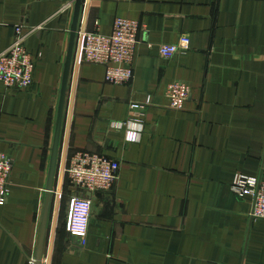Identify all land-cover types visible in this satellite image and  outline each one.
<instances>
[{"label": "crops", "instance_id": "obj_1", "mask_svg": "<svg viewBox=\"0 0 264 264\" xmlns=\"http://www.w3.org/2000/svg\"><path fill=\"white\" fill-rule=\"evenodd\" d=\"M83 3L76 51L86 33L111 35L118 18L143 30L127 84H108L106 68L81 54L56 185L67 123L65 171L76 152L105 155L120 171L112 191L92 196L84 237L68 230L64 182L50 264H264V220L252 217L251 198L231 189L237 175H264V0H90L87 11ZM75 6L0 0V55L23 26L36 61L29 89L0 82V153L14 162L0 205V264L37 258ZM185 37L188 52L161 56L159 45ZM174 82L191 88L182 110L165 95ZM134 103L146 106L135 144L111 127L129 119Z\"/></svg>", "mask_w": 264, "mask_h": 264}, {"label": "built area", "instance_id": "obj_2", "mask_svg": "<svg viewBox=\"0 0 264 264\" xmlns=\"http://www.w3.org/2000/svg\"><path fill=\"white\" fill-rule=\"evenodd\" d=\"M142 27L137 21L118 18L111 35L97 31L86 33L82 48L83 59L94 65L106 68V82L111 85H124L131 82L134 61L140 45ZM24 27L16 28L14 43L0 55V82L9 90H27L34 83L36 61L28 52ZM164 58L185 54L190 50V40L185 37L177 44L158 46ZM165 95L172 110H182L190 99L191 88L184 82H174L167 86ZM151 104V98L146 105ZM138 103L131 106V115L125 122H112L111 127L123 131L128 143H140L145 132L144 108ZM65 171L68 208V230L72 235L84 237L88 234L93 211L92 196L110 192L118 179L120 163L105 155L90 152H76L68 159ZM13 160L0 153V205L8 200ZM232 192L240 198H251L252 217L264 220V175L252 177L237 175L231 186ZM91 197H88V195ZM30 264H34L31 259Z\"/></svg>", "mask_w": 264, "mask_h": 264}, {"label": "water", "instance_id": "obj_3", "mask_svg": "<svg viewBox=\"0 0 264 264\" xmlns=\"http://www.w3.org/2000/svg\"><path fill=\"white\" fill-rule=\"evenodd\" d=\"M83 2L84 0H76L74 22H73L72 31H71V39H70V46H69L68 57H67L66 70H65L64 80H63L60 103L58 107V116H57L54 144H53V150H52L49 182H48V187H47V192H46V201L44 205V212H43V218H42V224H41V230H40V236H39L38 252H37V258L36 260H34V264H44L45 261L47 262L46 264H50V257H51L54 237H55L56 229H57L58 215H59L61 198H62L63 187H64V182H65V163H66L65 161H66V156H67L68 134H69L68 123L66 126L65 137H64V142H63L62 161H61V167H60L59 176L57 180V185H56V173H57L60 149L62 145L64 115H65L66 104L68 100L69 85H70L71 80L73 79L70 98H69L70 99L69 110L71 112L72 95L75 89L78 64L80 63L81 54H82V45H83L82 38L79 41L77 51H76V46H77V34L79 30V22L81 18L82 8L84 6ZM89 2L90 0H86V4H85L86 11H87ZM74 59L76 61H75V66H74V74L72 77ZM55 191H56V198L54 201V217L52 221L51 231L49 233L48 226H49L50 214H51V209L53 205V197H54ZM88 197H91V195L89 194ZM47 244H48V255L46 257Z\"/></svg>", "mask_w": 264, "mask_h": 264}, {"label": "rangeland", "instance_id": "obj_4", "mask_svg": "<svg viewBox=\"0 0 264 264\" xmlns=\"http://www.w3.org/2000/svg\"><path fill=\"white\" fill-rule=\"evenodd\" d=\"M65 205V203H64ZM62 210H65V206L63 207ZM53 213H54V209H53V206H52V211H51V214H50V220H49V226H48V229L51 231V227H52V221H53ZM61 213V211H60ZM64 213L62 212V215ZM62 217V216H61ZM59 222H60V228H63L64 227V222H65V218L62 217L61 219L59 218ZM47 247V246H46Z\"/></svg>", "mask_w": 264, "mask_h": 264}]
</instances>
